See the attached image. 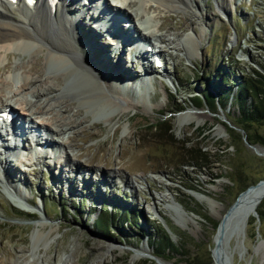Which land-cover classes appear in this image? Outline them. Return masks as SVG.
Wrapping results in <instances>:
<instances>
[{
	"label": "rangeland",
	"instance_id": "1",
	"mask_svg": "<svg viewBox=\"0 0 264 264\" xmlns=\"http://www.w3.org/2000/svg\"><path fill=\"white\" fill-rule=\"evenodd\" d=\"M222 2L226 12L218 8ZM149 6L155 24H162V29L154 27L153 34L170 43L157 42L162 57L158 55L152 67L158 73L152 72L147 81L134 80L141 72L137 63L127 61L125 50L111 51L99 33L100 46L107 49L106 59L116 54L111 64L124 56L121 66L128 75L120 76L114 68L99 73L104 80L114 78L117 84L107 88L113 90L118 105L129 103L127 111L120 115L116 108L102 112L96 100L78 105L82 95L71 81L67 90L51 94L55 98L38 119L62 132L53 137L68 146V160L40 155L32 164H21L9 159L20 164L11 177L26 184L28 189L19 187V192L34 211L18 208L14 200L21 197L11 191L10 195L4 189L11 188L0 183V264H62L65 260L68 264H196L210 260L211 264L220 215L243 189L264 180V146L246 142L236 124L235 101L244 72L258 70L264 63V0H192L191 6L172 10L153 1ZM132 9L141 12L137 6ZM78 22L73 25L79 38ZM187 40L193 44L188 45ZM9 54L10 60L0 64V92L17 91L11 104L32 101L37 88L57 83L55 78H62L66 71L53 66L37 74L30 70L36 61L31 51ZM40 58L43 68L46 61ZM94 58L103 63L102 58ZM25 73L31 82L23 89L20 76ZM221 89L229 92L223 108ZM206 92L215 96L214 107L203 100L199 107L194 106L192 99H202ZM67 104L70 106L65 107ZM162 119L173 128L171 136L145 129ZM259 131L264 134V124ZM198 146H203L206 157L196 162ZM185 162L194 165H182ZM75 165L79 168L70 182L75 194H70L48 167L57 172ZM125 186L134 192H125ZM193 192L206 195L207 201L197 200ZM38 196L44 199L42 206L37 204ZM255 212L249 218L255 219V227L247 223L243 241L237 240L233 264H264L259 247L264 240V216L257 217ZM163 227L169 229L174 243L183 244L180 253L155 254L152 241ZM108 245L115 248L112 253ZM141 250L142 256L133 261V254Z\"/></svg>",
	"mask_w": 264,
	"mask_h": 264
},
{
	"label": "bare ground",
	"instance_id": "2",
	"mask_svg": "<svg viewBox=\"0 0 264 264\" xmlns=\"http://www.w3.org/2000/svg\"><path fill=\"white\" fill-rule=\"evenodd\" d=\"M113 1L115 4L119 5L121 9L123 8L122 10H125L124 14L128 15L127 22H133L135 24L136 21L138 22L141 21V18L143 17H145V20L147 22L152 20V18L149 16V12L151 9L149 4L151 3V1H153L154 4L157 3L158 5H162L167 8L171 7L170 8L171 10L172 8L178 9L179 7H189L192 4V0H113ZM100 3H101L100 0H98V4ZM223 3L224 2L218 4L219 5L218 8L221 9L223 12H226V8L224 7ZM82 6L84 5H81L76 0H58L57 4L54 7L49 6L47 0H36L35 3L32 4L31 6H27L24 0H15L12 2L9 0H0V64L3 60H7V61L10 60L11 58L9 54L10 52L22 54L31 51L35 55L34 60H36L30 66V70L32 72H36L37 74H42L44 70L45 72H47L49 71L50 67L53 66L64 67V69L66 70L63 73L62 78L61 77L55 78L57 83L50 85L47 88L46 87L37 88L36 89L37 94L33 97L32 101L26 103L27 102L26 100H23L22 102L15 100L14 103L18 105L20 114L22 115L24 114L28 117L34 116L40 119L39 116L41 117L43 114H45L49 105H51V103H49V100L55 98V96L51 94L53 92L60 93L59 92L60 89L61 91L67 90L65 89L66 85H68L69 82L71 81L73 82L71 83L73 84L72 86L77 92V94L79 93V95L80 94L82 95L80 99L78 98L79 99L78 105L81 104L85 105L88 102H94V100H96L98 104L101 105L98 106L102 108V112L107 111L108 109L116 108L117 114L120 115L127 111L129 107V103L126 102L124 104L118 105L115 102L116 96L112 94L113 90L111 91L107 88L109 85L113 87L114 84H117L114 78H112V80L110 79L104 80L100 76L99 72L102 69L111 70V68H114V70H118L119 72H121L120 76L126 75L127 68H124L121 65H122V60L126 55V52H128V46H123L118 48L119 51L125 50L123 59L122 57L119 56L117 58L116 64L114 63L111 64L110 62H112V60L116 58V54L114 55L113 53V55H111V60L109 57L106 59L107 49L100 46L101 38L103 37V40H101L102 43L108 45L111 48V51L116 52V48L112 46L111 39L105 36L104 31L96 28V26L91 23L93 19L99 20L101 15L98 13L96 14L93 8H91L89 11L83 12ZM108 6L110 7L113 6V4H110L109 0H108ZM135 6L140 8L141 12L133 13L134 9L132 8L133 7L135 8ZM95 10L97 11L98 9ZM78 19L79 22L76 28L77 29L80 28L79 38L77 37L76 34L77 32L74 28L75 25H73V23L75 21L77 22ZM158 24L155 25V28H157L156 30L162 29L161 27L162 24L160 23ZM135 31H137L138 34L140 33V35L144 34L142 32H139L137 28H135ZM150 32L151 33L148 35V37H156V40L161 43H165V42L170 43V39H167L164 36H158L153 34L155 33V31L152 32V28L150 29ZM99 33L102 35V37ZM196 37L199 38L198 35H196ZM190 41L191 40H187L188 45L191 44ZM191 42L193 44V41ZM99 49L102 51V54L99 53L100 52ZM160 51L162 52L161 49L160 50L156 49L155 53L157 54ZM95 52L96 54L99 53L100 55L96 56ZM161 54H157V56H154V54L148 53V51H142V55H137L134 56L133 59H128L127 61H129L130 64H132L135 61V63H137L138 68L141 69V72L139 73L140 74L139 77H135L133 79L135 80V79L143 78V81H147L146 80L147 76H149L152 72L158 73L156 67L153 68L152 64L155 63L154 61L155 57H158V55L162 57ZM40 57L43 58V61L44 60L46 61L45 65H43L44 66L43 68L39 63V60L41 59ZM94 57L102 58L103 63L99 60H96ZM135 57L137 58L135 59ZM106 62H109L108 66H106ZM141 62L144 64V66H142ZM125 63L129 64L126 62V60ZM8 65L9 64L7 63V65L4 66L3 69L9 67ZM1 69L2 67H0V70ZM20 78L22 82L21 88L26 89L29 83L31 82L29 75L25 73L22 74ZM133 89H135V87ZM16 92L17 91L14 90H11L7 93L0 92V98L2 99L3 103L7 105L9 103L8 99H14ZM42 98L44 99L42 100ZM24 102L26 104L23 105ZM69 104L65 105V107H69L70 106ZM44 121L41 122L40 120L34 122H36L39 125H42L43 128L51 132L52 135L51 137L53 139L52 142L54 143L55 141L53 138V134L58 135L62 132L54 128L52 126L53 124L49 125L44 123ZM45 124L48 126H46ZM217 133H219V131H217ZM4 138L5 137L1 138V141H3L2 139ZM5 139L8 140L7 138ZM12 139L15 141V143L13 144H16L17 139L20 140L18 136H14L9 140ZM13 144L10 145L8 144V142H6V146L3 147L6 148L10 147V148L6 150L5 154H2V152L0 151V183L1 184L3 183L4 185H7L8 187L11 188V190L9 191L7 189H4L10 195L12 194L10 193L11 191L17 194L19 197H21L14 200L18 208L27 212H33L34 210L31 208V206L25 204L23 200L25 199L23 194H20L19 192V187L25 188L26 191L27 188L26 184L22 185L21 181L16 183L15 178L11 177L12 171L14 169L15 170L18 169L16 168V166L20 165V164L19 165L13 164L12 161L9 160L11 155L8 154L9 152L8 150L11 149ZM60 145H61L60 147L63 148V150L65 151V154L64 155L62 154V156H65V161H66L68 160V155H69L68 146L65 144V142ZM25 147H27L26 144ZM253 148L257 149L258 151L261 150L260 147L258 146H254ZM24 150L25 149H23V151ZM34 151L35 150H33V152ZM20 155H21L20 152H16L15 158L17 161L19 160V162H23L25 158H21ZM60 158L61 157L59 156L58 159ZM30 160L31 159H29L28 161ZM30 163L32 164L33 162ZM8 166L10 167L12 166L13 167L12 170L8 168ZM74 167L69 166L68 168L66 167L65 169L61 167L59 170H57V172H55V170H53L52 168L48 167L51 170V176H55L59 181H61V185L67 188L70 194L74 192V187L70 185V182H72L71 175L74 172V170H78L79 166L75 165ZM124 190H127L129 194H132L134 192L132 187H128V186H125ZM22 191H24V189ZM82 193L88 194V196H92V197L96 196V195L94 196L95 192L90 193L88 191H82ZM73 194H75V192ZM78 194L81 195V193ZM85 194L82 195L85 196ZM192 196H194L199 201H203V202L207 201V196L204 194L193 192ZM86 198L89 201L88 197ZM104 198L105 195L103 199ZM263 198H264V180L246 188L237 197L235 203L225 212V214L220 215L219 223L220 222L221 223L218 227H216V233L214 238L215 245L213 248L214 257H213V262L211 264H221V262L228 263V259L233 264L232 255L235 251H238V247H239L238 244L239 242H237V240L241 239V242L243 241L246 234V225L248 223V220L251 214L255 212L256 208L258 207V205L260 204ZM43 201H44L43 197L38 196L37 204L40 203L42 206ZM103 203L104 202L102 200V204ZM175 207H177V205ZM170 208H172V206ZM39 224L42 227L44 225L43 222H39ZM39 235L42 234H38V236ZM231 241L234 242L233 246L230 245ZM259 247L262 248L261 256L262 259H264V240L261 243H259ZM108 248L111 253L115 249L113 246L110 245H108ZM142 254H143L142 250L141 252H135L132 256V260L133 261L137 260L139 257L142 256ZM62 264H68V263L65 260ZM160 264H173V263L161 262Z\"/></svg>",
	"mask_w": 264,
	"mask_h": 264
},
{
	"label": "trees",
	"instance_id": "3",
	"mask_svg": "<svg viewBox=\"0 0 264 264\" xmlns=\"http://www.w3.org/2000/svg\"><path fill=\"white\" fill-rule=\"evenodd\" d=\"M219 92L222 96H220V106L223 108L229 92L223 89ZM223 98L224 101L222 100ZM200 100H203L206 105L212 108L216 103L215 96L210 92H206L204 95L202 94V99L194 97L192 99V104L199 107L201 104ZM235 101L238 105L239 112L236 118V124L243 130L247 142L252 145L259 143L264 146V134H261L259 131V126L264 124V63L259 64L258 70L253 68L250 72H244L242 81L236 88ZM145 129L151 131L153 134L163 133L168 136H171L173 132V128L166 119L158 120L146 126ZM205 157L206 152L203 150V146H198L195 149L196 162L199 160L203 161ZM182 165L192 166L194 163L185 162L182 163ZM188 189L195 190L192 187H188ZM256 211L260 218L264 216V199H262ZM248 223L255 227L254 218L249 219ZM152 245L155 254L159 257L171 255L172 253H180L182 251L181 247L183 246V244L180 247L178 244L174 243L164 227L154 238ZM196 264H210V260Z\"/></svg>",
	"mask_w": 264,
	"mask_h": 264
},
{
	"label": "water",
	"instance_id": "4",
	"mask_svg": "<svg viewBox=\"0 0 264 264\" xmlns=\"http://www.w3.org/2000/svg\"><path fill=\"white\" fill-rule=\"evenodd\" d=\"M240 130L243 132L242 129H240ZM245 140H246V138H245ZM246 142H247V140H246ZM247 143H248V142H247ZM250 145H251V144H250ZM251 146H253V145H251ZM261 181H263V180H259L257 183H259V182H261ZM242 192H243V191H242ZM242 192H241V193H242ZM241 193H240V194H241ZM240 194H239V195H240ZM255 216L258 217V213H257V211L255 212ZM220 223H221V222H220ZM220 223L218 224V226L220 225ZM218 226H217V227H218ZM166 230L169 231V229H168L167 227H166ZM215 233H216V232H215ZM213 255H214V249H212V257H214ZM221 264H232V263H231V261L228 259V263H222V262H221Z\"/></svg>",
	"mask_w": 264,
	"mask_h": 264
}]
</instances>
